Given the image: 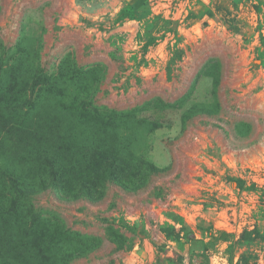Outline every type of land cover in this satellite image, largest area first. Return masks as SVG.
<instances>
[{
  "label": "rangeland",
  "instance_id": "374dc122",
  "mask_svg": "<svg viewBox=\"0 0 264 264\" xmlns=\"http://www.w3.org/2000/svg\"><path fill=\"white\" fill-rule=\"evenodd\" d=\"M0 264H264V0H0Z\"/></svg>",
  "mask_w": 264,
  "mask_h": 264
},
{
  "label": "crops",
  "instance_id": "0c3cea01",
  "mask_svg": "<svg viewBox=\"0 0 264 264\" xmlns=\"http://www.w3.org/2000/svg\"><path fill=\"white\" fill-rule=\"evenodd\" d=\"M144 3L142 1H140L138 4H137V9L141 10V8L143 7ZM157 47L156 48H159V44L156 45Z\"/></svg>",
  "mask_w": 264,
  "mask_h": 264
}]
</instances>
